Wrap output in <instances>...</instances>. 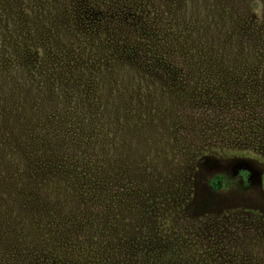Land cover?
Masks as SVG:
<instances>
[{"label": "rangeland", "instance_id": "rangeland-1", "mask_svg": "<svg viewBox=\"0 0 264 264\" xmlns=\"http://www.w3.org/2000/svg\"><path fill=\"white\" fill-rule=\"evenodd\" d=\"M7 100L41 121L0 115V264H126L130 237L157 258L134 264H264V0H0ZM55 149L81 179L34 199Z\"/></svg>", "mask_w": 264, "mask_h": 264}, {"label": "trees", "instance_id": "trees-1", "mask_svg": "<svg viewBox=\"0 0 264 264\" xmlns=\"http://www.w3.org/2000/svg\"><path fill=\"white\" fill-rule=\"evenodd\" d=\"M87 14H88V12H87ZM84 17H86V16H84ZM86 19H87V17H86ZM32 102H33V106L31 107L29 112L26 113V111L28 110V106H18V105H16L17 104L16 102L11 104L9 102V100H7L5 102V106H2L0 108V111H1L0 115L3 119V117L12 116L16 112L23 111L22 112L23 114H21V115H24L26 117V119H28L29 121H31L33 123L41 121L39 119V115L37 112L38 102H37V100H35V101L32 100ZM3 126H7V125H3ZM50 146H51V144H49V147ZM60 146L61 145H59L57 147V149H59ZM50 149L52 150L51 147H50ZM57 149H55L53 151V155H51V156H50V153L49 154H47V153L40 154L38 159H37L38 162L40 161V163H38L39 165L37 164L38 167H36V164L33 163V165L28 167V170H26V171L23 170V174H24L25 178L27 179V181L29 183L33 182L32 186H31V196L32 197L35 196V192L38 190V186H37L38 183H41L43 185L50 186V187H58L62 190H69L72 187H74V182L81 179L80 178L81 173H78L79 167H77V166L73 167L72 164H70L68 162L63 163L62 157L56 151ZM59 153H61V152H59ZM7 156H8L7 157L8 160H10L11 162H14L17 160L16 161L17 164L13 165V167H17L15 169H18L19 168L18 166H20L19 165L20 161H19L18 157H21V156L19 154L16 155V153H14V152H11ZM34 156H35V154H32L29 158H24V159H26L27 161H32L30 159L34 160ZM48 157H49L50 161L51 160L54 161V163L57 166L56 168H51L52 166H48V165L45 168L40 167L41 162L45 161V159ZM198 159L199 160H198V162H196V164H197L196 167L200 170V175H199L200 179L199 180L204 181L207 176H206V174L203 173V170L205 171V169L209 166H210L209 168H212V166L214 167L216 165V161L218 160V157L214 156L213 154H210V153H204V154L200 155L198 157ZM236 159L238 161H243L244 162L243 165H245V166L248 165V162L251 164L253 162L249 158H244V157H239ZM190 161L192 162V164H194V162L196 160L193 158V159H190ZM258 167L255 166L254 171L251 170V172L249 173L250 177L253 180H256L255 182L264 183V172L261 171L260 167L259 168ZM31 168L38 169V171H37L38 178L34 175L35 170H32ZM15 169L13 168V170H15ZM215 170L217 171V169H215ZM249 174H247L248 176H246L245 178H243V177L242 178H235V176H237L236 171H235L233 178L228 175L226 178H224L223 181L221 180V183L222 184L224 183V185L226 187H231V186L235 185L236 188L240 187L239 189L245 190V188L248 185L252 184V182H253V181H251L252 179H249ZM190 178L192 179L193 176L191 175ZM43 185H42V187H43ZM78 188H80L79 194L82 195L79 197H83L84 201H85L87 199V196H88V192L86 191V185L85 184L80 185V187H78ZM82 189H84V190H82ZM96 218L97 217L91 218V220H83V221L78 220L75 222V224L79 223L80 226H82L83 228H79V227L74 226V229H77V231L78 230H83V231L85 230L86 231L88 228L93 229L92 227H93L94 223H96V220H95ZM71 225H72V223H71ZM71 225L68 227L69 231H73V226H71ZM96 226H98V224H96ZM145 232H147V231H145ZM65 235L66 234L63 233V231H61L59 236H65ZM125 241H126L125 246L123 247L124 252H123V255L118 258L119 260L123 261L126 264H134L137 262L135 260H138V259L145 260V262L156 261L157 258L155 256V252H153L152 250L147 248V245H152V242H150L148 240V238H146V239L144 238L143 240H140V242H139L136 237H134V238L130 237V238H126ZM142 245H144V246H142ZM115 250H116V252L118 251L117 249H115ZM93 253L94 252H92V254ZM95 255L100 256L101 255L100 250L98 252L95 251ZM74 257L79 258V257H81V254H76Z\"/></svg>", "mask_w": 264, "mask_h": 264}]
</instances>
